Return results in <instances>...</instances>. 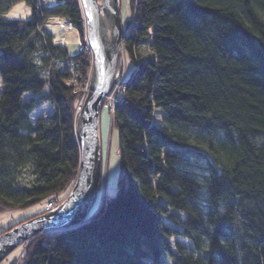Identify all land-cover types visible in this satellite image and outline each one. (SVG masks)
I'll use <instances>...</instances> for the list:
<instances>
[{"label":"trees","instance_id":"obj_1","mask_svg":"<svg viewBox=\"0 0 264 264\" xmlns=\"http://www.w3.org/2000/svg\"><path fill=\"white\" fill-rule=\"evenodd\" d=\"M20 1L0 0V212L71 189L77 87L91 70L41 29L62 17L82 35L79 0H24L30 17L5 19ZM129 1L122 45L133 69L110 113L115 194L28 241L11 264H264V0ZM45 104L52 113L33 124Z\"/></svg>","mask_w":264,"mask_h":264},{"label":"water","instance_id":"obj_2","mask_svg":"<svg viewBox=\"0 0 264 264\" xmlns=\"http://www.w3.org/2000/svg\"><path fill=\"white\" fill-rule=\"evenodd\" d=\"M87 43L94 53L89 91L81 104L75 136L80 150L75 182L55 209L20 221L0 233V263L24 242L50 230L81 223L98 193L101 176L99 116L101 102L110 95L122 72V29L119 0H79Z\"/></svg>","mask_w":264,"mask_h":264},{"label":"rangeland","instance_id":"obj_3","mask_svg":"<svg viewBox=\"0 0 264 264\" xmlns=\"http://www.w3.org/2000/svg\"><path fill=\"white\" fill-rule=\"evenodd\" d=\"M135 1V0H134ZM137 1V0H136ZM43 3H47L49 6L54 4V0H43ZM120 3V16L122 23L124 24L131 16V8L129 0H119ZM31 15V6L27 4L24 0L15 3L4 15V18L7 20H25L28 19ZM50 20L47 22V27L52 28V31H47L46 33L52 36V44L53 46H59V42H56V39H64L66 48H70L72 52H75V46L78 47L80 43H86V39H81V36L78 34L77 30H68L61 32L57 27V23L63 21L65 18L62 17H54L49 18ZM67 20V19H66ZM56 28V29H55ZM32 57H34L36 62H40L41 51L35 50L33 52ZM127 67L126 73L129 75L130 71L133 69L132 60L126 57ZM125 63V56H124ZM123 63V66H124ZM47 71L42 73V76L47 77ZM83 84L79 85L77 88L81 90ZM1 88V82H0ZM47 92V89L43 91V94ZM117 92H114L113 96L116 95ZM32 95H24L22 100L27 101ZM53 109L45 104L38 108L35 112L30 115V121L34 124L40 118L46 119L51 113ZM156 117H159V113L156 114ZM99 137L101 142V176L98 186L97 198L89 212L95 213L100 208L103 199L108 196L111 197L115 194L116 189V179H117V168L119 163V154H118V143H117V135L116 132L111 131L110 127V114H108L106 109H102L99 116ZM198 167L192 169L191 172L197 175V178L200 180L204 178L205 171L201 166V162H196ZM68 193V192H67ZM66 193V194H67ZM66 196V195H65ZM64 196V197H65ZM60 196L58 200L64 198ZM60 203L62 201H59ZM46 209L45 202L42 201L36 205L30 206L26 209H16V210H4L0 212V233L4 232L7 228L11 226H15L17 222H22L23 220L35 217L40 215ZM87 215V216H88ZM23 250L22 247H18L11 254H9L0 264H11V262L17 258H19V253Z\"/></svg>","mask_w":264,"mask_h":264},{"label":"bare ground","instance_id":"obj_4","mask_svg":"<svg viewBox=\"0 0 264 264\" xmlns=\"http://www.w3.org/2000/svg\"><path fill=\"white\" fill-rule=\"evenodd\" d=\"M79 4H80V2H79ZM81 8V7H80ZM82 12V11H81ZM83 15V14H82ZM52 18H54V17H52ZM50 19H48L43 25H42V30L43 31H45V32H47V31H52V28H48L47 27V22L49 21ZM123 25H125V23L123 24L122 23V20H121V29L123 28ZM56 29V28H55ZM85 29H86V27H85V25H84V31H85ZM122 33H123V30H122ZM79 34V33H78ZM80 35V34H79ZM81 36V39H87V35H86V33H82V35H80ZM56 42H59V46L61 45V39H56ZM86 42H87V40H86ZM88 44V43H87ZM89 46V45H88ZM61 47V46H60ZM64 48H66V46L64 47ZM90 48V47H89ZM122 49H123V45H122ZM76 50H77V52L79 53V54H83L84 56H86V57H88L89 58V62H90V64H91V67L93 66V61H94V53H93V50H91V48H90V50H88V49H85V48H83V47H77L76 48ZM124 56H125V52H124V49H123V57H122V72H121V74L119 75V78H118V81L116 82V84H115V87H114V89L112 90V92H111V94L110 95H107V96H105L104 97V99H103V101L101 102V107H100V112H101V110L102 109H106L107 110V112H108V114H110L111 113V110H112V108L114 107V105H115V101H116V98H117V93H116V95L115 96H113V94H114V92H117V89H118V87L120 86V85H122L123 84V82H124V80L129 76V75H127V73H126V67H127V62H126V56H125V63H124ZM123 63H124V66H123ZM90 72H91V70H90ZM89 75H90V73H89ZM83 87H82V89H81V96H82V98H81V102H80V104H79V106H77V108H76V114H77V117H76V123H77V119H78V116H79V113H80V111H81V104L83 103V99H84V97H86L87 96V93H88V91H89V77H88V79L86 80V81H84L83 83ZM2 85H1V88H0V92H1V90H2ZM45 89H47V88H45ZM44 89V90H45ZM75 127H76V124H75ZM99 129V128H98ZM68 195V193L66 194V196ZM66 196L64 197V198H62V199H60L59 201H64L65 199H66ZM51 200H53V199H51ZM50 201V200H49ZM55 201V200H54ZM58 200L56 201V202H52V203H57V202H59ZM49 203H51V202H47V204H46V208H47V206H48V204ZM44 212H45V210H44ZM19 222H17V224H18ZM17 224H15V225H17ZM12 227V226H11ZM44 233V232H43ZM40 235V234H39ZM39 235H37V236H39ZM36 236V237H37ZM36 237H34V238H36ZM33 238V239H34ZM32 240V239H31ZM30 241V240H29ZM28 242V241H27ZM27 242H24V243H22L21 245H19V247H23Z\"/></svg>","mask_w":264,"mask_h":264},{"label":"built area","instance_id":"obj_5","mask_svg":"<svg viewBox=\"0 0 264 264\" xmlns=\"http://www.w3.org/2000/svg\"><path fill=\"white\" fill-rule=\"evenodd\" d=\"M57 25H58L57 28H58L61 32H63V31H68V30H70V29H71V30L74 29L73 25H72L68 20H66V19H64L63 21L57 23ZM84 25H85V22L83 23V26H84ZM74 30H75V29H74ZM83 33H85V31H84ZM65 46H66V44H65V40H64V39H63V40L61 39V47H65ZM78 47H83V48H85V49L90 50V48H89L87 42H86V43H80V42H79ZM49 202H51V203L48 204V206H47V208L45 209V211L53 210V209H55V208L59 205L58 203H52V202H56V201H54V200H50Z\"/></svg>","mask_w":264,"mask_h":264}]
</instances>
